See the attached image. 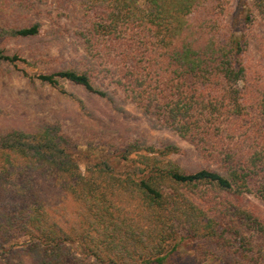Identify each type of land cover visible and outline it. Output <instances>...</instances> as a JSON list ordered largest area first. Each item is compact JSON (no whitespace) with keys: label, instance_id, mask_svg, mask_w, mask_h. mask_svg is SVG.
I'll return each mask as SVG.
<instances>
[{"label":"trees","instance_id":"trees-1","mask_svg":"<svg viewBox=\"0 0 264 264\" xmlns=\"http://www.w3.org/2000/svg\"><path fill=\"white\" fill-rule=\"evenodd\" d=\"M142 1L146 8L137 0H113L106 15H95L93 40L82 33L86 53L97 54V67L65 68L37 78L54 86L64 80L135 104L155 124L191 143L214 167L166 171L175 182L208 183L236 197L251 194L264 202V34L256 31H264V0H248L238 28L225 23L228 0ZM136 7L141 14L137 21L145 24L130 28L125 20ZM39 30L34 23L10 32L29 37ZM251 40H257L256 50ZM16 59L0 49L1 61ZM32 125L29 130L0 128V250L6 261L17 257L24 264L26 257L33 264H107L120 258L119 251L128 252L130 240L148 248L153 240L156 245L164 242L166 232L173 238L184 230L202 241L194 247L199 261L215 256L206 245L212 242L264 264L257 257L264 255V221L255 212L234 201L238 225L210 217L183 195L158 187L160 171L137 181L116 176L104 162L83 173L66 151L78 139L66 136L50 120L35 117ZM95 172L100 181L92 176ZM51 189L79 208L65 224L49 203ZM120 192L137 195L139 222L130 223L125 212L120 215ZM166 217H173L171 226ZM132 225L137 235L116 236L118 229ZM144 234L147 243L139 237ZM76 243L85 250L82 257L71 250ZM167 254L140 255L139 264H165Z\"/></svg>","mask_w":264,"mask_h":264},{"label":"rangeland","instance_id":"rangeland-1","mask_svg":"<svg viewBox=\"0 0 264 264\" xmlns=\"http://www.w3.org/2000/svg\"><path fill=\"white\" fill-rule=\"evenodd\" d=\"M112 1L0 0V49L19 57L11 62L0 60V128L29 130L33 128L35 117L53 121L66 136L78 139L77 144L66 151L83 173H87V168L93 169L96 164L104 162L116 176L131 177L137 181L160 171L162 178L158 180V187L179 198L183 195L210 217L219 216L220 221L238 225L232 213V202L235 201L264 221V202L251 194L236 197L234 193L213 188L208 183L194 185L170 179L166 171L177 169L192 172L214 167L191 143L174 130L155 124L135 104L116 96L90 93L84 87L64 80L54 86L37 78L39 74L65 68L87 71L97 67L93 65L97 54L95 51L86 53L82 33L93 40L90 29L98 21L94 17L96 14L106 15L114 7ZM137 3L146 8L142 0H137ZM247 3L248 0H228L223 16L228 27L243 25ZM134 10L128 16L129 20H125L132 25L128 26L130 28L145 24L137 21L141 14L137 7ZM114 11H117L116 8ZM34 23L40 25L38 34L34 36L24 37L10 32ZM144 26L148 32L149 25ZM256 31L264 34L260 27ZM151 37L154 38V35ZM153 42L156 43L155 40ZM145 43L151 45L147 40ZM250 43L254 50L258 48L257 40H251ZM96 175V172L92 174L100 181L101 178ZM117 199L122 201L119 207H124L120 215L125 212L130 223L139 222L137 195L120 192ZM48 200L53 207L58 208L55 215L60 217L63 224L79 213L76 202L67 204L64 194L57 190L48 192ZM66 204L68 207L63 209ZM172 218L166 217L164 221L171 226ZM136 229V225L120 228L116 236L121 234L125 238L131 237L134 232L137 235ZM242 232L248 233V229L242 228ZM170 236L171 231L166 232L164 242L156 245L153 240L148 248H144L141 242L133 244L130 240L127 253L119 251V259L106 263L139 264L140 255L151 254L154 257L156 253L168 252L165 264H258L256 258L238 257L227 251L228 246L221 247L212 242L206 245L215 251V256L199 261L195 258L194 247L201 240H195L184 230L175 232L173 238ZM139 237L146 243L150 240L147 234ZM71 248L80 257L85 252L83 246L77 243ZM117 251L111 252L110 256H114ZM122 254L125 258H122ZM3 256L0 250V264H20L17 257L8 262ZM257 257H260L259 261L264 260V255ZM24 260V264H33L26 257Z\"/></svg>","mask_w":264,"mask_h":264}]
</instances>
